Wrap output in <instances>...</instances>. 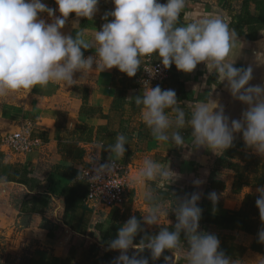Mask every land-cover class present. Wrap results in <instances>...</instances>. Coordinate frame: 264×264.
Masks as SVG:
<instances>
[{
  "label": "crops",
  "instance_id": "crops-1",
  "mask_svg": "<svg viewBox=\"0 0 264 264\" xmlns=\"http://www.w3.org/2000/svg\"><path fill=\"white\" fill-rule=\"evenodd\" d=\"M257 1L264 2L188 0L178 26L205 15L223 19L229 30H235L238 36L229 62H234L236 68L251 66L250 85L264 86V27L257 24L260 17L255 6ZM42 2L56 10L55 16L60 15L57 4L49 0ZM159 2L166 3V0ZM113 10L112 0H100L92 20L77 19L74 13L70 14L61 31L73 37L83 32L84 40L93 45L84 51V56H95L98 45L94 34L106 22L102 19L105 13ZM41 18L46 23L54 20L46 13L41 14ZM111 19L109 17L108 22ZM152 57L160 61L157 56ZM147 59L142 58L141 68L132 78L115 68L83 75L76 73L74 85L63 82L50 83L47 87L38 85L32 90L10 93V100L0 102V177L4 178V183H0V227L8 228L7 235L12 234L18 244L12 255L14 261L3 264H113L120 253L109 250L108 244L117 238L119 229L128 219L134 215L144 229L137 234L134 244L145 235H157L162 227L173 231L177 222L172 210L175 201L194 192L201 195L198 206L202 216L198 230L217 236L220 249L232 260L264 264V244L258 239L264 223L256 207V189L261 187L257 181L264 179V157L246 147L242 134L237 133L233 146L225 151L227 160L222 162L225 152L214 154L206 147L198 148L187 125L180 130L185 138L183 145L157 142L143 122L142 106L132 100L143 95L140 78ZM160 88L176 92L186 119L191 118L196 104L210 100L223 108L229 123L242 119V113L247 110V105L233 98L227 82H220L203 63L190 74L178 71L173 64L170 77ZM210 106L216 107L215 104ZM26 126L32 127L33 139L39 144L30 153L16 155L1 141ZM119 134L126 137V152L116 159L107 149ZM236 141L245 146L243 151L234 146ZM93 149H99L104 159L118 160L131 169V186L121 207L95 211L86 204L89 189L82 171L87 151ZM145 159L164 167L169 165L178 178L171 184L163 181V187L157 180L136 183ZM230 163L241 165L238 172L228 168ZM224 164L226 166H222ZM20 179L26 183H20ZM197 179L202 181L199 186L194 184ZM149 190L153 193L160 190L164 196V200L157 202L165 213L160 225L143 223L142 215L148 211L145 193ZM211 192L218 196L215 206L208 198ZM233 212L249 217L248 230L230 229L225 224L217 226L207 220L209 215L221 217ZM181 240L184 241L183 234ZM186 250V244H182L177 264H186L183 255ZM128 255L147 257L149 264H164V256L173 254L165 251L156 261L151 259L147 249L143 253L130 249Z\"/></svg>",
  "mask_w": 264,
  "mask_h": 264
},
{
  "label": "clouds",
  "instance_id": "clouds-1",
  "mask_svg": "<svg viewBox=\"0 0 264 264\" xmlns=\"http://www.w3.org/2000/svg\"><path fill=\"white\" fill-rule=\"evenodd\" d=\"M99 2L55 0L60 13L55 16L56 10L42 0H0V97L19 90H32L38 85L47 87L50 83L74 85L76 73L83 75L115 68L132 78L141 68L142 58L154 55L165 69L174 64L178 71L185 74L192 73L203 63L220 82H227L233 98L247 105L242 119H233L229 123L223 108L212 100L196 104L191 118L186 119L174 90H162L160 86L153 88L145 82L143 95L132 100L137 106H142L143 122L151 130L153 138L161 143L183 145L185 138L180 130L187 125L191 127V135L198 148L206 147L217 154L231 148L235 134L239 133L246 147L264 157V86L250 85L251 66L236 68L234 62H229L238 41L235 30L230 31L223 19L210 15L178 26L188 0H166V3L159 0H112L114 10L105 13L102 19L106 22L94 34L98 45L95 56L85 58L84 51L93 45L84 40V33L77 32L73 37L61 30L73 13L77 19L92 20L98 12ZM44 13L54 17L52 23H46L41 18ZM109 17L112 18L110 22ZM212 104L216 107H211ZM126 142V137L119 134L107 151L116 159L122 158ZM114 169L115 161L108 160L95 167V174L90 178L87 171L86 178L90 181L103 180ZM177 178V173L170 170L169 165L164 167L152 159H145L135 182L157 180L163 187V181L171 184ZM0 183H4V178L0 177ZM201 183L199 179L194 181L196 186ZM256 191V207L264 223V186ZM200 198L198 192L183 199L177 198L172 209L177 221L174 230L162 227L157 235H145L138 244H134V239L144 229L133 215L119 229L117 238L108 244L109 250L120 253L113 264H149L147 257H130V249H135L137 253L147 249L153 261L169 251L173 255L164 256V264H177L182 244L187 247L183 253L186 264H242V261L225 255L217 236L198 230L202 216V209L198 206ZM208 198L215 206L217 194L211 192ZM145 202L148 211L142 215L143 223L147 226L160 225L161 216L165 213L151 190L145 193ZM258 239L264 244V227L259 231Z\"/></svg>",
  "mask_w": 264,
  "mask_h": 264
},
{
  "label": "built area",
  "instance_id": "built-area-1",
  "mask_svg": "<svg viewBox=\"0 0 264 264\" xmlns=\"http://www.w3.org/2000/svg\"><path fill=\"white\" fill-rule=\"evenodd\" d=\"M56 4L55 0H49ZM172 66L165 69L160 61H155L153 57L146 60L143 73L140 78V84L144 87L145 82L150 87L161 86L170 77ZM33 129L30 126L21 128L17 133L6 135L2 145L6 146L16 155H24L32 152L37 148L38 142L33 139ZM114 160V159H113ZM115 161V169L105 175L103 180H89L86 178L87 171L89 178L94 175V168L105 164L108 160L103 158L99 149L87 151L86 166L82 171V178L88 184V197L86 204L93 210L100 208H116L121 207L127 198L128 190L131 186V169L129 166Z\"/></svg>",
  "mask_w": 264,
  "mask_h": 264
},
{
  "label": "trees",
  "instance_id": "trees-1",
  "mask_svg": "<svg viewBox=\"0 0 264 264\" xmlns=\"http://www.w3.org/2000/svg\"><path fill=\"white\" fill-rule=\"evenodd\" d=\"M245 5H246V8H248V6L250 4L247 1L245 3ZM255 6H256V9L259 10V12H260V17L257 19V24L260 27H264V2L263 1H261V2L257 1L255 3ZM234 146L237 148V150L240 149L242 151H243V148L245 147L239 141L234 142ZM227 154L228 153L225 152V154L222 156V158H223L222 162L227 160L226 159L227 157L225 156ZM248 159H249V157H248ZM222 166H226V165L224 164ZM240 166L241 165L239 163H230V164H228V168L230 170H233L234 172H238V168ZM19 182L22 183V184H25L26 180L20 179ZM257 183L260 184L261 186L264 185V179L260 178L257 181ZM154 194L156 196V202L164 200V196H163L162 191H160V190L157 191L156 190ZM248 219H249L248 216H242L241 213H238V215H237V213H235V212H233L231 214H227L226 216H221V217H218V216L215 217L213 215H209V217H207L208 221H210L211 223H213V224H215L217 226H221V225L225 224V225H227V227H231L230 229L238 228L240 230H243V229L244 230H248V228L246 227Z\"/></svg>",
  "mask_w": 264,
  "mask_h": 264
},
{
  "label": "rangeland",
  "instance_id": "rangeland-1",
  "mask_svg": "<svg viewBox=\"0 0 264 264\" xmlns=\"http://www.w3.org/2000/svg\"><path fill=\"white\" fill-rule=\"evenodd\" d=\"M10 95L11 94L6 97H0V102L10 100ZM7 230L8 228L0 227V264L14 261L12 255H14V248L18 246V244L13 241L12 234H10V236L7 235Z\"/></svg>",
  "mask_w": 264,
  "mask_h": 264
}]
</instances>
